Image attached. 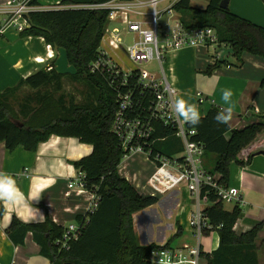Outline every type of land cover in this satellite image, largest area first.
<instances>
[{
  "label": "trees",
  "instance_id": "16d2710c",
  "mask_svg": "<svg viewBox=\"0 0 264 264\" xmlns=\"http://www.w3.org/2000/svg\"><path fill=\"white\" fill-rule=\"evenodd\" d=\"M109 1L62 0L60 5L68 8L32 12L29 15L31 27L20 34L43 37L55 49L52 68L41 69L21 80L18 86L0 92V142H5L10 151L18 146L35 151L52 135L77 137L93 146L90 155L74 163L85 174V188L99 197L94 210L78 216L77 237L64 243L67 227L57 224L50 216L44 221L29 223L14 216L7 228L8 236L16 245L24 244L27 234L32 233L41 248V255L48 258L50 264H151L150 258L155 252L173 248L170 243L164 246L154 242L143 245L139 241L134 215L158 204L160 198L141 195L120 175L119 166L126 150L112 132L117 94L102 76L90 72V66L99 53L109 11L87 5ZM191 1L180 0L175 6L180 20L190 28H214L219 36V48L234 49L231 55L239 63L233 65L243 63L242 54L245 52L264 57L263 29L233 16L229 9H223L220 6L222 0H208L207 6L200 8L194 7ZM37 3V0L33 2ZM61 47L68 51L69 62L78 71L76 75H60L55 71V60ZM231 63L226 56L223 61L217 58L209 70ZM66 76L82 79L91 90V100L86 104L68 106L62 97L57 101L56 111L50 106L52 92L41 91L51 85L60 86L61 79ZM23 87H28L33 93L27 96L25 110L21 108L18 118L10 97ZM186 127L196 130L194 138L204 144L206 156L215 155V160L209 165L206 162L205 166L209 172L219 173L224 184H229L232 164L247 166L255 154L264 152V149H258L247 157H241L242 151L264 134V120L243 129H231L225 113L214 106L206 115L187 121ZM176 133L175 125L158 124L152 153L170 158L181 154L184 144ZM228 133L231 134L229 137ZM178 159H182L181 156ZM211 199L214 200L215 195L212 194ZM5 211L0 201V218ZM204 212L221 239L217 250L210 254L202 252L210 264H252L251 254L257 248L254 237L260 226L247 234L237 235L234 225L242 216L239 205L228 211L223 203H219L207 207Z\"/></svg>",
  "mask_w": 264,
  "mask_h": 264
},
{
  "label": "crops",
  "instance_id": "0c3cea01",
  "mask_svg": "<svg viewBox=\"0 0 264 264\" xmlns=\"http://www.w3.org/2000/svg\"><path fill=\"white\" fill-rule=\"evenodd\" d=\"M10 1L0 0V8ZM61 1L37 0L35 7L37 11L59 9L62 8ZM143 9L148 13L151 11L148 6ZM5 16L0 12V20ZM176 17L180 19L178 11ZM141 18L147 22L149 14ZM164 18L163 21L168 20ZM194 50L198 49L184 48L170 53V58L168 56L166 59L168 62V58H178V73L176 75L173 70L172 75L179 90V119L190 121L206 115L212 107L217 106L225 113L231 129H243L264 120V57L245 52L240 66L233 65L239 63L237 59L232 65H218L210 71L217 54L215 61L198 69L192 61ZM0 52L3 56H0V92L18 86L21 80L41 69L50 70L56 55L55 49L43 37L23 36L15 30L0 36ZM173 65L171 62L169 67L174 68ZM199 93L204 98L203 103L199 102ZM230 135L228 133L227 137ZM258 149H264V134L242 151L241 157H247ZM92 152L93 146L77 137L52 135L41 142L35 151L23 146L10 151L5 142H0V201L6 210L0 218V264H50L49 259L41 255V248L32 233L27 234L24 244L16 245L8 236L7 228L14 216L27 223L41 222L50 216L64 227L78 225V216H85L91 209L95 194L76 184L71 187L70 183L78 180L80 172L74 165L75 161ZM207 156L204 158L205 165L215 160V155L209 160ZM140 159L148 166V172L140 174L135 170ZM119 173L141 195L160 198L158 204L134 215L135 232L141 244L154 242L164 246L170 243L174 248L200 245L206 254L219 248L221 239L217 229L202 238L191 231L189 219L195 208V200L186 190L184 182L180 187L164 183V179L180 178L175 167L158 165L143 153H133L123 158ZM229 184L240 189L244 200L239 205L242 216L234 225V231L237 235H244L260 226L254 237L257 248L251 254V262L264 264V154H255L247 166L232 164ZM157 208L161 210L157 220L144 222V216ZM145 226L150 228V243L143 240ZM185 232L188 234L184 235ZM178 238L179 242L176 243ZM205 255L201 254L199 264H210Z\"/></svg>",
  "mask_w": 264,
  "mask_h": 264
},
{
  "label": "built area",
  "instance_id": "2783aa9c",
  "mask_svg": "<svg viewBox=\"0 0 264 264\" xmlns=\"http://www.w3.org/2000/svg\"><path fill=\"white\" fill-rule=\"evenodd\" d=\"M35 0H11L0 12L6 16L0 20V36L10 30L23 32L31 27L29 15L36 12ZM180 0H135L132 2L111 0L102 4L87 5L109 11L97 58L90 66V72L104 78L109 88L117 94V108L114 113L112 132L120 140L126 154L143 153L158 165L175 167L180 178L164 179L166 185L180 187L184 182L186 190L195 200L189 225L193 234L202 238L207 232L217 229L211 224L204 210L215 204H235L244 202L240 189L221 181L219 173L209 172L204 163L205 146L195 140L197 132L188 129L186 122L178 117V87L173 75L168 76L165 62L170 53L184 48L218 45L219 36L212 27H187L176 17L175 6ZM62 6V5H61ZM150 7V13L143 8ZM68 8V6H62ZM149 14V20L143 18ZM167 16L168 20L163 21ZM126 31V32H125ZM131 37L129 43L125 38ZM125 52L134 68L121 66L102 45ZM156 63V64H155ZM155 64V65H154ZM152 66L153 69L150 68ZM159 68L158 70L155 68ZM173 73V68H170ZM199 102L204 98L198 94ZM175 125L177 137L182 139L184 150L172 158L160 153H152L157 125ZM85 174L80 171L78 180L70 186L85 187ZM215 199H211V195ZM99 197L92 199L90 210L97 207ZM219 228V227H218ZM78 225L67 227L64 243L77 237ZM202 250L200 245L167 248L155 252L151 264H199Z\"/></svg>",
  "mask_w": 264,
  "mask_h": 264
},
{
  "label": "rangeland",
  "instance_id": "374dc122",
  "mask_svg": "<svg viewBox=\"0 0 264 264\" xmlns=\"http://www.w3.org/2000/svg\"><path fill=\"white\" fill-rule=\"evenodd\" d=\"M207 3H208V0H192L191 1V4L197 8L207 6ZM178 17H180L179 13H178ZM164 20H167V17H165ZM129 40H131V37L125 38V41H127V43H129ZM102 45L113 56L114 60H116L118 63L121 64V66H123L124 68H128V69H132L135 67L134 64L127 57V55L125 54L124 51L112 49V48L108 47L105 42L104 43L102 42ZM196 49H198L199 52H198V50H194L193 54H192V58H193L192 61L194 62V66H196V68H198V69L202 68L203 66H207V64L209 62L215 61V59H216L215 56L217 54L218 45L214 44V45H211L210 47L199 46ZM0 56L3 57L1 52H0ZM244 57H246V56H244ZM169 58H170V56H169ZM169 58H168V62L166 60V62L164 64L165 70L167 71L168 76H171L172 73L170 71L169 64L172 62V64H174L173 70H175V74L177 75V73H178V58H176V56H173L172 60ZM226 59L229 62H233V63L237 60V58L231 54L227 55ZM150 68L154 70V68H152V66H150ZM156 69L158 70L159 68H157V66H156L155 70ZM44 91L52 92L53 100L50 102V106L56 111L58 109L57 101H61L60 99L62 97H64L62 99L64 100V102L68 106H70L72 104H74V105L75 104H78V105L86 104L91 100V90L88 88L87 84L82 79H74V78H71L69 76H66V77L61 79V85L60 86L53 87L51 85L50 87L43 89L41 91V93H43ZM32 93H33V91L31 89H29L28 87H23L19 91H16L15 93L11 94V97H10L11 106H12L13 111L15 112V115L18 118L20 117L21 108H22V111L25 110V104L24 103L26 102L27 96L31 95ZM212 158H213V155L207 156L208 160L212 159ZM136 160H138V159H136ZM134 161H132L131 164ZM135 170L141 174V172H144V171L148 172L149 168L146 165V163L140 159V163L136 165ZM145 193H147V190L145 191ZM181 199L183 202L184 199L182 197H181ZM233 207H234V204H225V209H227V210H231ZM160 211H161L160 208H157V210L153 211L150 215H148L146 217L144 216V218H145L144 222H147L148 220L151 222L157 220ZM149 229L150 228L147 226H145V228L143 229L142 233L145 235V237L143 239L144 243H150L151 242L150 240H151L152 235H150ZM160 231L161 230L158 231L159 235H160ZM187 234H188L187 232L184 233V235H187ZM177 242H179V238L176 241V243Z\"/></svg>",
  "mask_w": 264,
  "mask_h": 264
},
{
  "label": "water",
  "instance_id": "95a60500",
  "mask_svg": "<svg viewBox=\"0 0 264 264\" xmlns=\"http://www.w3.org/2000/svg\"><path fill=\"white\" fill-rule=\"evenodd\" d=\"M220 6L229 9L230 13L254 26L264 30V1L263 0H222ZM220 60L225 56L233 54V48L220 49ZM55 71L60 75H76L77 69L69 62L68 51L61 47L55 60ZM264 154V152H261Z\"/></svg>",
  "mask_w": 264,
  "mask_h": 264
}]
</instances>
